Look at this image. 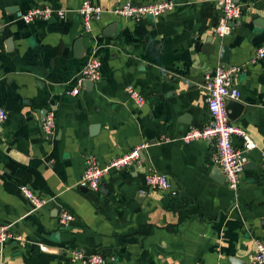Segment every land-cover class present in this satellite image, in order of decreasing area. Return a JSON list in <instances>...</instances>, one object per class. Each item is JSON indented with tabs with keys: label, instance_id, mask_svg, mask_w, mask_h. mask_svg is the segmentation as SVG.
<instances>
[{
	"label": "crops",
	"instance_id": "1",
	"mask_svg": "<svg viewBox=\"0 0 264 264\" xmlns=\"http://www.w3.org/2000/svg\"><path fill=\"white\" fill-rule=\"evenodd\" d=\"M84 1L0 0V107L8 114L0 127V225L22 237L0 246V264H72L73 250L116 257L110 264H254L255 241L264 239V58L250 61L264 45V0H239L243 14L223 41L215 35L218 0H174L173 12L139 22L114 12L129 0H90L104 10L91 34L78 14ZM43 6L68 14L29 25L16 19ZM224 44V65L246 69L234 78L245 111L233 123L257 145L237 200L213 162L215 144L182 140L210 121L202 85L222 64ZM94 49L102 77L72 96ZM128 86L146 98L144 107ZM49 113L52 137L43 130ZM143 144L141 163L108 174L99 192L79 185L88 154L104 166ZM153 168L168 175L176 197L147 186ZM22 186L49 204L35 210ZM62 211L75 222L60 225Z\"/></svg>",
	"mask_w": 264,
	"mask_h": 264
},
{
	"label": "built area",
	"instance_id": "2",
	"mask_svg": "<svg viewBox=\"0 0 264 264\" xmlns=\"http://www.w3.org/2000/svg\"><path fill=\"white\" fill-rule=\"evenodd\" d=\"M220 15L218 24L215 27V35L223 41L231 35L235 23L243 14V7L235 0H218ZM177 7L174 0L159 1L155 4L140 5L132 0L125 2L114 12L125 19L133 21H143L145 19H157L165 14L173 12ZM68 14L67 10L55 9L51 6L35 7L26 12H18L16 19L26 25L36 21H49L56 18L64 20ZM78 14L82 19L83 30L86 34L93 32V24L100 21L104 10L93 4L90 0H85L78 9ZM264 58V45L261 46L256 55L251 59L250 64H254ZM101 59L96 49L89 55L88 60L80 71L75 87L72 89V96H78L86 81L97 82L102 77ZM246 72L245 66H226L219 64L214 71L206 75L203 81V88L208 93V110L210 121L202 129H192L182 138L183 142L190 144L196 141H206L215 144L214 164L222 171L228 189L235 200L240 196V184L247 156L257 148L256 143L248 133L241 127L230 121L225 108L226 100H239L240 92L234 84V78ZM126 91L129 97L138 107H144L146 98L133 86H128ZM8 114L0 107V127L7 121ZM55 115L49 113L43 121V130L47 137H52L55 130ZM238 137L242 141L241 148L233 144V138ZM148 147L147 144L140 145L122 156L111 159L107 164L101 166L94 154H88L85 158V171L79 185L89 191L99 192L104 178L111 172H118L132 168L141 163V155ZM264 166V155L262 157ZM146 184L153 191L169 192L176 197L178 194L173 190L172 183L167 174L160 173L156 169H149L146 176ZM20 191L23 197L33 206L35 210L47 206L50 200L44 196L33 192L29 187L22 186ZM75 222V216L69 211H62L59 214V224L70 226ZM22 237L11 231L9 225H0V246L11 241H21ZM256 253L254 264H264V239H256ZM72 264H110L116 261L114 256H105L103 253L86 254L81 250H73L69 258Z\"/></svg>",
	"mask_w": 264,
	"mask_h": 264
},
{
	"label": "water",
	"instance_id": "3",
	"mask_svg": "<svg viewBox=\"0 0 264 264\" xmlns=\"http://www.w3.org/2000/svg\"><path fill=\"white\" fill-rule=\"evenodd\" d=\"M161 1H164V0H161ZM236 3H239V0H235ZM84 51H85V47H84V37H82L78 43H77V47H76V52H77V55L80 56L82 54H84ZM229 48L227 45H223L222 46V53H221V63L223 64H227L229 62ZM84 85H91L93 86L94 85V82L92 81H86L84 83ZM72 101H75V99L71 98V97H68V102H72ZM225 108L228 112V117L230 119L231 122H235L238 120V118L243 114V112L245 111V106L236 101V100H226L225 101ZM93 130H95V132L98 130V127H94ZM144 157V154L142 153L141 155V159H143ZM221 175L224 177L222 171L220 172ZM225 179V177H224ZM87 190V189H86ZM48 250V249H46ZM234 262V261H233Z\"/></svg>",
	"mask_w": 264,
	"mask_h": 264
}]
</instances>
